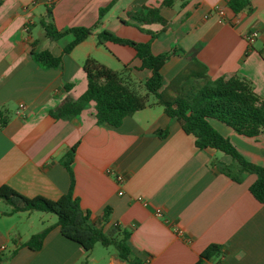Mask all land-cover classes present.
I'll return each mask as SVG.
<instances>
[{
	"label": "crops",
	"instance_id": "crops-1",
	"mask_svg": "<svg viewBox=\"0 0 264 264\" xmlns=\"http://www.w3.org/2000/svg\"><path fill=\"white\" fill-rule=\"evenodd\" d=\"M249 2V9L234 13L228 0H0V111L8 117L0 127V186L29 198L58 200L71 182L62 160L77 145L73 193L89 215L88 225L109 236L117 229L128 231L131 252L143 264H195L210 245L220 247V256L205 264H264V204L249 192L256 176L233 181L221 171L233 163L231 157L197 148L195 138L162 106L137 111L118 127L98 125L93 102L69 120L51 115L86 91L88 57L122 73L135 88L142 89L151 75L141 69L132 47L99 44L103 30L148 43L153 55L171 54L161 68L165 83L195 58L212 80L243 77L264 100V0ZM216 6L223 15L213 12ZM149 10H157L165 24L129 16ZM50 17L58 31L97 26L63 54L72 36L46 39L39 22ZM254 31L259 36L249 43ZM35 42L38 49L61 56V65L40 67L31 56ZM20 104L25 109L18 112ZM210 123L245 160L264 167V133L246 137L218 121ZM116 176L123 178L122 185ZM8 211L0 204L4 264H127L112 246L97 243L85 252L61 234L51 213ZM47 228L39 250L25 246Z\"/></svg>",
	"mask_w": 264,
	"mask_h": 264
},
{
	"label": "trees",
	"instance_id": "trees-1",
	"mask_svg": "<svg viewBox=\"0 0 264 264\" xmlns=\"http://www.w3.org/2000/svg\"><path fill=\"white\" fill-rule=\"evenodd\" d=\"M228 6L234 13L249 9V0H228ZM110 8L99 12L101 18ZM49 15L51 12H48ZM137 21L165 24V20L157 10H149L147 14H129ZM43 35L50 41H57L65 35H71V41L64 46L63 54H69L77 45L93 34L94 28L74 27L58 31L50 20L42 18L39 22ZM99 44L108 41L128 45L136 51L141 61V69L149 70L151 75L144 81V94L135 88L122 73L114 71L88 57L83 64L86 75V91L77 100H67L51 112L55 119L69 120L78 115L86 106L95 104V117L98 125L118 127L124 118L135 112L157 104L163 107L165 114L181 123L182 130L195 138V146L201 150L215 149L231 157L233 163L224 166L221 171L235 182H241L245 174H254L255 182L249 192L261 204H264V167L245 160L230 140L219 134L211 125V120L218 121L231 128L238 135L255 137L264 133V100L253 90L252 84L240 76L220 77L212 80L207 67L193 58L169 82L165 83L161 68L171 54L153 55L148 43L122 39L111 32L103 30L97 34ZM31 45L32 59L42 68H58L62 63L61 56H53L47 50ZM150 96L153 100L150 101ZM8 122L5 112L0 111V127ZM77 145L73 146L62 160L63 166L70 175L68 193L58 200H50L42 196L29 198L19 194L8 186H0V200L8 206L11 215L19 212H46L57 217V226L61 234L78 243L85 252H90L97 243L112 246L116 256L127 264H143L142 260L131 252L128 240L130 233L117 229L113 236L106 235L101 228L88 225V213L81 210L79 200L74 195V177L72 164ZM108 213L103 220L107 221ZM50 228L32 236L25 246L39 250ZM220 256V247L210 245L200 255L195 264H205ZM0 264L4 259L0 256Z\"/></svg>",
	"mask_w": 264,
	"mask_h": 264
},
{
	"label": "built area",
	"instance_id": "built-area-1",
	"mask_svg": "<svg viewBox=\"0 0 264 264\" xmlns=\"http://www.w3.org/2000/svg\"><path fill=\"white\" fill-rule=\"evenodd\" d=\"M213 12L218 14V15H223V10L216 6L213 8ZM258 32L254 31V32H251L248 36H247V40L249 43H251L252 41H254L257 37H258ZM25 109V106L23 104H20L19 107H18V112L20 111H23ZM115 180L116 182L119 184V185H122L123 184V178L121 176H116L115 177ZM119 194L121 195L122 192H119ZM157 215H160V213L158 212ZM179 234H181V231L178 232ZM5 250V246L4 245H0V254Z\"/></svg>",
	"mask_w": 264,
	"mask_h": 264
},
{
	"label": "rangeland",
	"instance_id": "rangeland-1",
	"mask_svg": "<svg viewBox=\"0 0 264 264\" xmlns=\"http://www.w3.org/2000/svg\"><path fill=\"white\" fill-rule=\"evenodd\" d=\"M140 93H141V94H144V93H145V91H144L143 88L140 89ZM149 100L152 101V100H153V96H150ZM0 204H1L2 206H4V207L9 208V206H8L3 200H0ZM50 215H51V214H50ZM52 215L54 216V214H52ZM54 217H55V216H54Z\"/></svg>",
	"mask_w": 264,
	"mask_h": 264
}]
</instances>
